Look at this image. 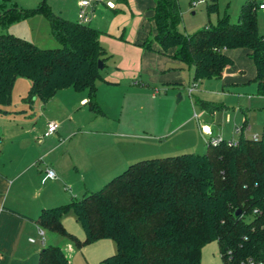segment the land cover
Returning <instances> with one entry per match:
<instances>
[{
	"label": "trees",
	"instance_id": "1",
	"mask_svg": "<svg viewBox=\"0 0 264 264\" xmlns=\"http://www.w3.org/2000/svg\"><path fill=\"white\" fill-rule=\"evenodd\" d=\"M257 4L245 0L235 23L224 14L216 24L186 35L177 30V0H155L150 17L153 38L148 36L140 46L152 51L155 43L160 54L192 68L193 80L221 79L233 65L228 51L244 49L254 68L256 94L264 96V34L257 29ZM207 9L217 10L215 0ZM37 13L60 46L40 48L14 34H0V106L8 105L15 78L25 77L31 83L30 98L44 104L56 92L72 88L86 91L89 110L101 113L96 82L103 80L110 57L100 42L101 32L55 14L46 0L31 10L14 7L1 12L0 27ZM0 113L8 111L0 108ZM69 211L84 232L83 240L62 224ZM33 221L78 248L113 240L115 254L99 264H200L202 247L212 241L223 264H238L247 257L264 261V135L253 139L241 132L234 142L207 140L204 154L131 162L100 189L43 208ZM37 264L70 263L61 247L47 244Z\"/></svg>",
	"mask_w": 264,
	"mask_h": 264
},
{
	"label": "rangeland",
	"instance_id": "2",
	"mask_svg": "<svg viewBox=\"0 0 264 264\" xmlns=\"http://www.w3.org/2000/svg\"><path fill=\"white\" fill-rule=\"evenodd\" d=\"M41 1L0 0V13L14 7L31 10L36 8ZM77 1L46 0L55 14L71 21L79 20L77 18L79 11ZM106 1L97 0L94 3L95 9L89 22L86 23L101 30L100 36L105 33L114 17V12L105 7ZM112 1L117 5V0ZM258 1L256 0V2ZM213 2L214 0H177L180 12L177 30L182 34L190 35L208 24H216L217 19L224 14H227L230 21L235 23L245 0H215L217 10L208 12V5ZM85 11L87 14V9ZM256 17L258 32L264 34V10L257 9ZM130 19V17L123 19L122 23L125 25L121 27L120 32L124 38L132 39L134 34L131 30H136ZM152 32L147 35L150 39L153 38ZM4 33L22 37L40 48L52 49L60 46L50 35L47 21L38 13L7 27H0V34ZM102 45L107 51L106 45L104 43ZM107 53L110 57L106 60L102 75L112 82L107 83L101 80L96 82L97 90L99 87L101 88V102L106 108L105 118L94 114L87 105L76 104L70 111L66 110L62 100H58V98H51L45 107L39 99L29 97L31 87L29 79L16 77L11 88L8 105L0 106L8 111V113H0V154H13V156L19 154L20 149H23L27 143L20 142L24 134L30 133L32 128L34 130L43 128L51 119L58 123L56 118H66L68 121H72L73 118L74 122H84L89 128L98 123L106 130L117 123L124 130L132 128L138 135L133 140L134 145L130 155L134 161L171 157L185 153L204 154L206 141L208 138H217L218 136L214 137L216 134L221 135L227 142L236 141L238 135L234 132L235 127L243 126L245 130L249 127V136L264 134V96L257 95L255 86L248 83L252 79L250 77L252 63L245 53L238 61H234V66L220 80H193V70L186 64H179V67L173 64L167 65L179 72L181 82L175 86H166L159 82L150 83L147 69L143 65H141L136 79H126L125 81L110 79L112 77L109 74L116 69L120 57L112 55L108 51ZM232 76L249 78L244 85H227L226 78ZM136 80H142L145 86L135 84ZM192 85L195 88L189 94L188 90ZM151 93H154L155 98L151 97ZM99 120L100 122H98ZM203 128H208L209 133L203 132ZM98 136H93L91 139L84 136L80 142L81 149L78 150L80 154L75 147L79 139L78 135L69 145L74 156L75 153L77 154L76 158L81 164L91 165V171H83L86 174L87 187L85 188L89 191L100 189L112 178L103 181L101 177H106L108 171L103 170L105 167L96 162L94 157H88L92 151L111 146L112 139L109 138L111 136ZM63 153L64 146L60 145L52 157L63 161ZM45 164H48L46 160L43 165ZM63 165L67 169L66 177L71 182L75 181V193L77 198H80L82 191L79 189L83 190L84 181L72 174L74 169L71 163L66 162ZM38 166L40 165L38 164ZM62 224L79 240L84 239V232L75 221L72 211L62 218ZM50 234L57 241H50L49 244H58L57 246L64 249L70 264H99L101 260L116 252L115 243L111 239H100L78 248L64 237L54 233ZM68 250H71L69 255ZM200 264H223L215 241L202 247Z\"/></svg>",
	"mask_w": 264,
	"mask_h": 264
},
{
	"label": "crops",
	"instance_id": "3",
	"mask_svg": "<svg viewBox=\"0 0 264 264\" xmlns=\"http://www.w3.org/2000/svg\"><path fill=\"white\" fill-rule=\"evenodd\" d=\"M79 1H77V6ZM107 1L114 5V8H109L105 5V7L114 12V17L105 33L100 36V42L106 45L107 51L110 54L120 57L116 69L109 74L112 77L110 79H122L124 81L126 79H136L137 73L140 71L141 65H143L147 69L148 81L150 83L159 82L166 86L179 84L181 82L179 72L171 66L167 67V65L173 64L179 67V64L182 63L160 54L155 43L152 45V51L145 50L140 46L147 38L148 33H151L152 28H154L150 17L152 15L151 8L155 0H126V3L118 2L117 5L112 0ZM259 2L261 0L257 3ZM94 3H91L86 8L89 20L95 9ZM129 17L136 30H131L134 34L132 39L124 38V35L120 32L121 27L125 25V23H122L123 19H129ZM93 27L98 29L95 26ZM99 31L101 32V30ZM152 33H154V30ZM236 50L228 51V54L233 59V65L224 70L222 77L234 66V61H238L244 53L247 54V51L244 49ZM250 77L252 79L248 83H252L256 91V83L253 81V66ZM248 78L245 76H232L227 77L225 81H227V85H244L247 83ZM108 79L103 76V80L101 81L112 82ZM135 84L145 86L142 80H136ZM100 91L101 88L99 87L96 90V101L102 112L96 113V115L105 118L106 108L102 104L103 102H101ZM151 97L155 98L154 93H151ZM248 97L250 98L249 95ZM52 98L62 100L65 109L69 111L73 105H87V92L75 91L72 88L60 90ZM49 101L50 99L46 103H42L43 106L46 107ZM56 120L59 123V127L55 133L44 136L47 123L55 121L51 119L43 128H37L36 130L32 128L30 133L27 132L21 137L20 142L25 141L27 143L23 149H20L19 154L15 156L13 154H0V264H37L40 250L49 244L50 241H57L53 235L43 230V235L40 236L39 230L41 229L37 227L33 220L38 216L41 209L57 206L68 202L72 197H77L75 193V181L71 182L66 177L67 169L63 164L66 162L71 163L74 169L72 171L74 173L72 174L78 177L79 180L84 181L82 185L83 190L79 189V191H82V194L89 191L85 188L87 187L85 181L86 174L83 171H91V165H86V163L81 164L76 158L77 154L75 153L74 156L69 148L71 141L77 135L79 136L77 144H75L77 151L81 149L80 142L84 136H87L88 139L98 135V137H103L102 135L111 136L109 137L112 139V142H110L111 146L92 151V153L88 154V157H94L96 162L105 167L103 170L108 171V174H106L108 178H106L107 176L101 177L103 181L113 177L134 161L130 155L132 154L134 145L133 140L138 135L132 128L124 130L117 123V125L108 128L112 130L110 131L106 130L104 126L99 125L100 123L89 128L84 122H74L73 118L72 121H68L66 118H56ZM249 130V127H247L245 131L246 135H248ZM217 136L224 139L219 134L214 135V137ZM60 145L64 146L63 161L52 157ZM78 152L80 154V151ZM45 160L48 164L43 165ZM46 169L54 170L56 177L42 183L41 179ZM70 251L68 250V255L71 254Z\"/></svg>",
	"mask_w": 264,
	"mask_h": 264
},
{
	"label": "built area",
	"instance_id": "4",
	"mask_svg": "<svg viewBox=\"0 0 264 264\" xmlns=\"http://www.w3.org/2000/svg\"><path fill=\"white\" fill-rule=\"evenodd\" d=\"M97 0H80L78 2V8L79 11L77 13V18L79 19L78 21L81 23H87L89 22V18L86 14L85 9L87 7H89L91 5V3L96 2ZM192 4H194V2H192ZM105 5L109 8H114V5L110 2H106ZM257 9L259 10H264V0H261V2H259L257 4ZM194 89V85H192L191 88H189L188 93L191 94L192 90ZM59 125L56 122H48L46 125V131L44 133V136H49L53 133H55L58 129ZM246 130L242 127H236L234 129V132L236 134H240L241 132H245ZM203 132H205L206 134L208 133V129L207 128H203ZM253 139H256L258 137V135H253L251 136ZM220 140V137L217 138H208L209 143L211 144H216L218 143ZM56 177L54 170L52 169H46L44 172V175L41 179V182L44 183L45 181L49 180V179H54ZM254 212H256V210H254ZM39 234L40 236L43 235L42 230H39ZM238 264H264V261L259 260V259H255L253 257H247L246 259L240 260L238 262Z\"/></svg>",
	"mask_w": 264,
	"mask_h": 264
},
{
	"label": "water",
	"instance_id": "5",
	"mask_svg": "<svg viewBox=\"0 0 264 264\" xmlns=\"http://www.w3.org/2000/svg\"><path fill=\"white\" fill-rule=\"evenodd\" d=\"M97 67H98L99 70H102V69L104 68L103 62L99 60V61L97 62ZM178 98H180L179 95H178ZM235 215H236V216L240 215V210H239V209H237V210L235 211Z\"/></svg>",
	"mask_w": 264,
	"mask_h": 264
}]
</instances>
